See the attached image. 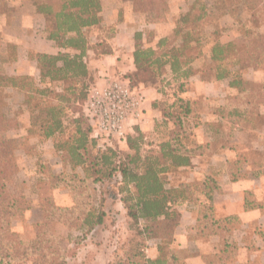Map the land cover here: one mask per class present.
Listing matches in <instances>:
<instances>
[{
	"label": "trees",
	"instance_id": "1",
	"mask_svg": "<svg viewBox=\"0 0 264 264\" xmlns=\"http://www.w3.org/2000/svg\"><path fill=\"white\" fill-rule=\"evenodd\" d=\"M136 1L140 3L143 13L157 14V17L168 7L167 0ZM218 1L227 8L226 13L233 17L237 16L234 10L248 12L250 27L244 26L242 39L237 42L215 41L208 61L202 67L196 68L194 63L199 59L201 50L197 56H194L192 51L207 44L203 34H199L198 25L214 12ZM196 3L177 20L173 34L160 38L155 45L151 43L156 38L154 32L135 33L133 58L136 71L130 76L125 75L131 86L140 92L141 85L155 87L165 97L160 84L168 80V83H174L178 95L171 105H167L165 100L153 105L162 116L156 126V133L160 134L161 139L156 149H145L147 146L153 147L148 144L144 134L137 131L135 135H128L127 151H121L122 143L118 140L94 136V127L84 112L91 90L100 86L91 80L87 58L88 52L96 49L90 47L85 29L103 22L102 0H33L36 12L46 17L49 24L48 39L55 42L61 51L57 55L36 56L40 81L38 87L32 85L31 92L45 97L46 100L41 107L31 106L33 124L34 119L35 124H38L39 120L42 137L55 140L66 131L63 120L67 118L73 128L72 134L62 142L54 141L56 151L65 157V164L72 170L81 167L86 178H93L95 183L110 182L118 178L121 201L128 210L129 217L134 224L143 226L141 235L147 240L159 243L175 238L181 223L178 206L186 201L194 202L198 206L197 228L203 234H215L218 230L228 233L226 224L233 218L236 219L235 216L224 220L215 218L214 194L219 190V184L212 176L207 175L202 182L201 191L205 202L191 197L189 185L172 184V174L193 167V158L205 155L204 149L214 151V145L200 144L195 147L193 141L188 143L189 134H193L195 138L196 133L193 130L200 125L197 123L192 127V103L181 97L189 91L187 82L195 76H199L202 81L228 80L230 89H236L243 84L241 71L264 67V33L257 32L260 25L258 16H264V0H215L212 7L201 3L198 10ZM0 10H6L5 0H0ZM145 36L148 40L144 44L142 40ZM110 50L108 48L105 52L98 50L99 52L95 53L108 54ZM27 80V77L0 73V87L20 89L24 87L21 83ZM57 82L64 83L62 92L50 87ZM65 83L69 86L66 87ZM50 95H55L59 103H50L47 100ZM64 101L69 104L68 109L73 114L72 117L64 111L61 105ZM230 101L231 96H228L226 105L221 108L223 111ZM172 109L173 111H170ZM38 110L44 114L43 118L34 116ZM220 113L218 116L224 119L226 113ZM214 126H209L213 132ZM16 128L17 124L6 117L0 104V264H66L69 257H74V253L59 245L60 241L51 232L54 223L66 224L69 217L62 221L61 216L69 215L75 219L71 224H76L77 230L84 238L103 224L105 212L101 208L86 209L83 205L59 208L49 203L42 208V222L36 226V238L28 243L24 242L13 230L12 225L31 209V204L23 193L12 190V183L18 174L15 158L17 143L5 135ZM60 176L62 175L56 176L55 179ZM68 177L70 180L77 179L75 174ZM86 178L78 179L81 185L85 184ZM60 187L70 189L71 185L54 184L55 189ZM224 240L227 247L231 246L226 237ZM162 252L163 248L159 250L156 259L143 256L142 263L131 264H184L185 257L181 255L183 251L176 250L168 258L163 256Z\"/></svg>",
	"mask_w": 264,
	"mask_h": 264
},
{
	"label": "rangeland",
	"instance_id": "2",
	"mask_svg": "<svg viewBox=\"0 0 264 264\" xmlns=\"http://www.w3.org/2000/svg\"><path fill=\"white\" fill-rule=\"evenodd\" d=\"M102 3L104 7L103 22L98 26L85 29L90 47L95 48L96 53L105 52L108 48L111 49L109 42L114 38L118 25L128 19L129 23L135 25L137 29H144L146 33L148 31L154 32L156 38L151 43L155 44L159 40H157V35L161 36V32H159L160 34L155 33L156 26L160 27L161 25L165 28L167 25H175L177 20L193 7L194 3H196V10H198L201 3H206L212 7L215 0H167L168 7L159 17L157 14L143 13L140 3L136 0H102ZM216 4L214 12L198 25L199 34L200 36L203 34L207 44L201 49L194 48L192 51V54L197 56L201 50L199 59L194 63L196 68L202 67L208 61L212 44L215 41L222 43L237 42L242 39L244 26L250 27L248 12L234 10L237 16L233 17V15L226 13L227 8L221 2L218 1ZM5 8L6 10H0V73L7 76L29 78V80L21 83L24 87L20 89L0 87V104L3 112L7 118L14 120L17 124L16 129L5 133L8 138L17 143L15 158L18 174L11 187L13 192L23 193L31 204V209L22 218L13 222V230L21 236L24 242L28 243L34 240L36 238V226L42 222V208L49 203H53L59 208H72L75 205L76 207L83 205L86 209H90V207L101 208L105 212L103 224L97 226L93 232L84 238L77 230L76 224H71L75 219L69 215L64 216L63 214L61 216L62 221H66L69 217V222H65L66 224L54 223L52 226L51 232L60 241L59 245L72 250L74 253V257H69L66 264L142 263V257H148L147 249L151 247L158 249V251L163 248L162 255L168 258L172 252L176 251L173 248L176 246L175 238L159 243L155 240H147L140 234L143 226L134 224L129 217L128 210L121 201L122 195L119 193L118 178L110 182L95 183L93 178H86L81 167L72 170L65 164V157L56 151L54 141L62 142L72 134L73 128L67 118L63 120L66 131L55 140L42 137L39 120L37 121L38 124H35L34 119L33 124L31 106L39 105L41 107L46 100L45 97H39L31 92L32 87H38L40 81V70L36 56L47 54L39 52V48L36 46L38 42L45 44L52 42L55 48L57 46L55 42L48 39L47 25L49 24L46 17L36 12L33 0H5ZM258 20L260 25L257 32L263 34L264 16L259 15ZM145 25L149 28H144ZM173 31L171 29L168 31L165 28L164 34L170 32L171 34L167 36H171ZM147 40V36H145L142 42L145 44ZM98 45L100 47L97 48ZM59 52L61 51L57 48V53L51 55H57ZM240 76L243 79V84L239 88L232 89L229 94L231 101L227 103L225 111L221 109L223 107L222 99L214 100L210 97H202L194 101L195 108L190 122H192V127L197 123L200 126L193 131L196 133L199 130L201 136H203L204 131L205 137L207 134H213L216 137L212 148L214 152L228 144L237 154L229 163H220L218 166L213 164L211 155L202 156V159L204 158L201 163L203 167L207 168L212 165L215 168V172L210 171L209 175L218 183L222 182L218 176L223 173V170L229 176V180L226 182L264 176V67L256 70L252 68L243 70L240 72ZM113 77H117V75ZM91 80H94L93 75ZM167 81L164 80L160 84L166 94L162 100H165L167 105H171L175 102L178 91L173 86L174 83L169 82V85ZM63 85V82H57L50 87L62 92ZM65 86L69 85L65 83ZM47 100L50 103H59V99L55 98V95H50ZM61 105L67 115L72 117L73 114L68 109L69 104L64 101ZM220 110L222 114L226 113L225 122L215 120L212 122L215 125L214 132H209L207 129L209 120L212 119V112L221 115ZM35 115L40 116V118L44 116L39 110L36 111ZM169 127H171V122ZM191 133L193 132L191 131ZM195 138H193V134H189L188 143L193 141V146L196 147L200 144L197 141V136ZM160 140V134H152L147 142L153 148L147 146L145 149H156ZM205 145L206 143L202 146ZM120 147L121 151H127L123 145ZM204 153L209 155L211 151L209 148L208 150L204 149ZM195 165L198 166V164ZM193 167L172 174V184L174 186L189 185L191 197L205 202L201 188L206 175L196 174L192 171ZM218 169L221 171L217 172ZM74 174L77 179L70 180L68 176ZM58 175L62 176L55 179ZM85 178V184L81 185L78 179ZM54 184L61 186L68 184L71 185V188L60 187L55 189ZM247 199L251 201L253 196L248 195ZM194 206L197 205L193 202ZM180 209L181 205L178 206L179 212ZM225 224L222 223V225ZM226 227L231 235L240 230L237 218H233L226 224ZM195 250L191 247L184 253L182 252L181 255L183 258L190 256L192 252L195 253ZM25 264L33 263L27 262Z\"/></svg>",
	"mask_w": 264,
	"mask_h": 264
},
{
	"label": "crops",
	"instance_id": "3",
	"mask_svg": "<svg viewBox=\"0 0 264 264\" xmlns=\"http://www.w3.org/2000/svg\"><path fill=\"white\" fill-rule=\"evenodd\" d=\"M104 11V7H103ZM132 17V14L130 15ZM175 25H167L168 31H173ZM144 28H149L144 26ZM155 33L161 32V36L157 35V40L171 34H164L165 28L160 25L155 27ZM144 31L137 29L135 25L126 22L118 25L114 38L109 42L111 50L108 54L98 55L94 50L88 52V66L91 74L94 76L93 83L103 85L107 77L130 76L136 71L134 64L135 52V33ZM160 34V33H159ZM36 36V34H35ZM38 41V40H34ZM156 44V43H155ZM153 44V45H155ZM35 47V46H34ZM39 52L47 54H56L57 48L53 43L45 44L38 42ZM189 91L183 94V98L190 100L194 110V101L202 97L222 99L223 106L226 105V99L232 89L229 87V81H202L199 76L191 78L188 82ZM192 86V87H190ZM145 96L144 113L139 121H133L129 128V134L135 135L137 131L144 134L146 140L156 133V126L161 120V112L154 108L156 102L162 100L163 96L155 87H139ZM193 98V99H192ZM215 120L223 121V117H219L214 111L212 119L208 123L209 126L214 125ZM197 141L199 144L213 145L216 138L213 134L205 137L199 135V130L196 131ZM227 142V141H226ZM123 147L127 145L122 143ZM245 146V145H244ZM248 149V147H246ZM212 162L218 166L220 163H229L237 155L232 146L223 145L218 151L211 152ZM204 158L196 156L192 160V171L209 175L210 171L215 172V168L203 167L201 164ZM195 164H198L196 166ZM221 170L218 169L217 172ZM205 176V177H206ZM218 178L222 180L219 184V190L214 194V210L217 220H224L235 216L240 224V230L231 233L217 231V233H202L197 228L198 207L188 201L181 204L180 212L182 214L181 223L175 233V248L177 251H185L189 248H195V253L184 258V264H264V176L256 177L243 181H230L228 174L223 170ZM253 196V200H248L247 196ZM202 202V201H201ZM235 236V237H233ZM231 246L227 247L224 238ZM235 241V243H234ZM194 244V245H193ZM189 252V251H188ZM148 258L156 259L159 256L158 249L151 247L147 249Z\"/></svg>",
	"mask_w": 264,
	"mask_h": 264
},
{
	"label": "built area",
	"instance_id": "4",
	"mask_svg": "<svg viewBox=\"0 0 264 264\" xmlns=\"http://www.w3.org/2000/svg\"><path fill=\"white\" fill-rule=\"evenodd\" d=\"M144 102L143 93L133 88L126 76H110L91 90L84 112L95 137L114 138L126 144L132 122L143 116Z\"/></svg>",
	"mask_w": 264,
	"mask_h": 264
}]
</instances>
